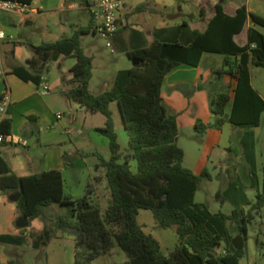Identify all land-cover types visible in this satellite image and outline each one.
<instances>
[{
	"label": "trees",
	"instance_id": "obj_1",
	"mask_svg": "<svg viewBox=\"0 0 264 264\" xmlns=\"http://www.w3.org/2000/svg\"><path fill=\"white\" fill-rule=\"evenodd\" d=\"M16 1L33 4V0ZM223 2L220 0L215 5V14L204 31L188 33L191 37L188 45L180 40L156 39L148 47L129 52V58L140 64L120 71L113 87L98 95L91 93L89 88L93 58L85 54L81 44L82 34L97 32L92 16L90 24L79 28L73 36L32 46L35 55L28 60L27 66L11 65L6 71V75L12 74L40 86L50 62L74 57L76 63L70 69L73 87L66 92L67 98L87 111L106 117L105 125L97 129L109 139L112 153L110 160L100 157L99 163V167L106 169L111 192L104 212L94 205L90 187L82 198L74 200L65 194L61 171L21 177L0 153V191L8 197L19 194L17 209L30 224L45 216L54 205L72 208L70 214L59 216L58 221L63 234L75 237L76 264L83 262L80 253L84 247L88 249L84 260L90 262L109 252L115 240L128 256L124 264H241L245 249L234 247L228 223L236 222L240 235L246 237L255 214H263L264 195L258 194L247 213L243 209H235L231 214L213 213L206 204L197 203L199 186L210 175L207 169L196 175L184 166L185 152L177 142L178 121L168 114L162 97L165 79L174 68L184 64L199 67L205 53L221 54L224 61L222 69L218 70L219 78L229 75L236 79V86L212 100V112L216 117L213 126L222 128L226 122L236 127L260 126L264 98L252 85L250 66L264 68V34L250 28L245 45H240L235 37L244 31L249 20L264 28V17L250 12L246 5L230 15ZM85 4L90 7L89 0H85ZM147 7L145 4L139 9ZM182 26L189 25L183 23ZM3 99L4 94H1L0 104ZM113 102L118 104L129 135L130 147L126 155L122 153L115 130ZM12 128L13 119L5 117L0 124V134L5 140L12 134ZM206 128L201 122L196 126L202 133ZM132 160L137 162L136 172L132 170ZM255 184L253 178L252 187ZM141 210L152 211L161 228L175 229L179 244L168 256L163 253L159 241L140 225ZM54 233L55 229L45 223L39 235L31 233L35 237L33 246L48 245ZM0 243L22 245L23 239L0 234ZM223 244L224 253L218 254L216 250ZM256 244L264 250V240L260 237Z\"/></svg>",
	"mask_w": 264,
	"mask_h": 264
},
{
	"label": "rangeland",
	"instance_id": "obj_2",
	"mask_svg": "<svg viewBox=\"0 0 264 264\" xmlns=\"http://www.w3.org/2000/svg\"><path fill=\"white\" fill-rule=\"evenodd\" d=\"M156 1V0H154ZM164 1L165 5H151V11H155L161 20L167 21L171 26V31L182 33H190L192 31H202L197 28L183 27L184 21L191 23L194 18L200 20L202 17H212L215 14V5L220 0H158ZM35 6L40 9V13L24 16L20 14L3 13L0 16V28L13 35L14 40L10 42V48L15 44L24 46L16 58V62L20 63L28 54H32V46H39L44 43L56 42L64 35L65 30L68 35H73L78 28L87 27L90 24V11L85 8V0H34ZM70 4H75L77 9L71 10ZM201 4L206 8L204 14H201ZM224 8L226 11L236 6L246 5L255 14L264 17V0H224ZM66 25V28H64ZM205 21H201L198 27L203 28ZM256 30L264 34V28L257 26ZM132 28H128L126 33H131ZM66 34V35H67ZM154 34H156L154 32ZM127 35V34H126ZM107 42L112 44L111 48H107L108 57H126L122 52L118 51L117 45L125 46V41H118L115 36L107 37L100 35ZM128 36V35H127ZM242 39H239V43ZM114 50V54H111ZM224 56L216 53H205L202 64L200 66V74L195 83L198 88L194 95L186 97L183 92L166 86L162 91L165 107L168 114L175 116L178 121L179 136L178 145L185 152L184 166L192 170L196 175H200L205 169L208 170L210 177L204 178L199 186L196 195V202L206 204L213 213L223 212L231 214L235 209H243L246 213L251 209V204L257 201L258 194L264 195V113L262 115L259 127H232L219 130L214 125L215 119L212 112V100L220 93L234 88V81L229 75L219 78L218 70L222 69ZM134 63V59H133ZM9 65L7 64V69ZM5 68V67H4ZM65 65L60 67L58 63H50L48 71L43 74L44 78L51 82L62 78V71L67 72ZM253 85L264 96V68L254 65L250 66ZM12 74L6 77L11 78ZM64 87L55 89L53 96L58 99L55 103H68L63 100L62 91ZM98 89H94V92ZM40 92L44 93L43 87ZM52 97V96H51ZM48 99V96H44ZM75 103V102H72ZM78 107V106H77ZM79 109L78 120L75 124L70 123L71 109L68 106L54 109V115L63 114L61 124L67 129L63 134L66 142V151H80L86 155V165L76 171L78 181L72 176L67 178L66 190L74 194L75 200L82 198L88 189V185L95 180L91 179L90 171L94 170V164L100 163V157L110 160L111 150L109 145H105L102 141L108 138L98 132L99 126H104L106 117L101 113L88 112L85 114ZM111 110L115 112L116 125L115 130L119 136L122 153L126 155L129 151V135L125 129L122 116L119 111L118 104L113 102ZM230 107L228 106L227 112ZM85 115V116H84ZM204 123L208 134L197 131L198 123ZM74 131L82 129V136L66 133V130ZM98 143V149H91ZM93 150V151H92ZM127 150V151H126ZM106 169L101 168L98 172L99 176L104 175L106 179ZM253 178L255 187H252ZM101 195L106 196L105 190H101ZM234 197V198H232ZM106 201L104 200L103 205ZM56 214L59 212L70 214L72 208L70 206L55 205ZM51 211L48 212V215ZM11 211L0 205V233L12 234L22 237L24 244L15 245L9 243H0V260L7 259L5 264L12 261L15 264H76V243L73 235H62L59 221L56 216L50 218H42L41 225L48 224L55 229L54 237L48 245L34 247L35 237L31 233L40 234L31 224L28 228H24L22 232L16 225L10 224ZM47 215V216H48ZM46 216V217H47ZM139 223L144 225L146 233H151L155 238L162 242V251L165 255H169L179 243V238L173 228H161L150 210H141L138 217ZM231 234L234 239L241 236L236 222L228 223ZM14 231H11L12 229ZM262 231V232H261ZM27 233V234H26ZM260 237L264 240V210L263 214H255V219L249 226V233L246 236L245 257L241 260V264H261L259 256V248H257L256 239ZM88 251L84 247L81 251L82 264H123L128 260L126 252L119 246L115 240L113 248L97 258L94 261L87 262L84 256ZM216 252L224 253V244L217 248ZM259 259V260H258Z\"/></svg>",
	"mask_w": 264,
	"mask_h": 264
},
{
	"label": "crops",
	"instance_id": "obj_3",
	"mask_svg": "<svg viewBox=\"0 0 264 264\" xmlns=\"http://www.w3.org/2000/svg\"><path fill=\"white\" fill-rule=\"evenodd\" d=\"M95 0H89V6H92ZM217 0H215L216 2ZM148 5L145 9H139L142 5ZM165 5L164 1L158 2V0H125L124 5L119 13V23L120 30L115 35L118 38V41H125V46L117 45L118 51L122 52L126 57L124 59L122 57H108V53L106 52L107 48H111L112 44L109 46L105 45L104 42H101L104 38L100 35L102 33L91 31L89 33H85L81 35V44L85 51V54L93 58V76L90 81V91L91 93L98 95L107 90H110L115 82L116 76L120 71L128 70L133 68L135 63H133V59L129 58L128 53L136 51L138 49H142L150 46L154 40L161 41H169L174 42L176 40H180L183 44L188 45L191 41L190 35L188 33H182L178 31H171L170 24L161 20L155 11L150 10L151 5ZM85 8H88L91 14L90 7L84 5ZM152 7V6H151ZM241 6H236L229 11H225L234 15L238 8ZM32 8L40 13V9L35 6V2L33 0ZM69 8L71 10H76L77 7L75 4H70ZM206 8L203 4H201V10ZM248 10L254 13L251 9ZM34 13V14H36ZM92 16V14H91ZM213 17V16H212ZM212 17H202L200 20L194 18L191 23L184 21L183 23H188L190 28H197L204 31L207 27L209 20ZM91 18V17H90ZM91 20V19H90ZM201 21H205V25L203 28L198 27V24ZM182 23V24H183ZM132 28L131 33H126L128 28ZM257 25H254L251 20L248 21L245 26L244 31L235 37V40L239 43V39H242L240 45H245L248 40V31L250 28L256 29ZM66 28V25L65 27ZM81 28V27H80ZM94 28V27H93ZM79 29V28H78ZM77 29V30H78ZM95 29V28H94ZM63 35L66 37H71L73 35H68L65 30H63ZM154 32L156 34H154ZM67 34V35H66ZM128 36H127V35ZM105 36V35H103ZM10 40L5 41L2 45L3 49V61L5 70L8 71L11 65H25L27 66V62L29 59L34 57V50L32 48V54H28L22 60V62L17 63L16 58L19 57V54L24 46L20 44H15L13 48H10ZM114 50H111V54H114ZM205 55V54H204ZM204 58V56H203ZM203 61V59H202ZM58 63L60 67L65 65V69L67 72L62 71V78L51 82L49 79L44 78L40 86L35 85L32 82H24L19 79L15 75H11V78L6 77L5 82L6 85L10 89V108L5 117H10L13 119V128L12 134L6 138V140L0 143V153L5 158V160L9 163L13 171L21 177L30 176L33 174H39L45 171L51 170H59L63 174L64 178V189L65 194L75 200V196L73 193H67L66 185L67 178H77L76 171L84 168L86 165V155L83 154L79 148H76V151H71V153H67L66 151V142L64 138V132L62 129H67L62 126L61 121L63 119V114L54 115V109H56L59 105L60 107L68 106L71 109L70 114V123L75 124L78 120L79 109L81 108L82 112L88 114L85 108L81 107L77 103H72L67 96L66 92H68L73 87V79L70 69L76 63V58H60L57 61H53L50 63ZM49 63V64H50ZM7 64L9 65L7 69ZM48 64V65H49ZM202 64V62H201ZM200 64V66H201ZM48 65L44 71H48ZM200 66L193 67L188 64L180 65L173 69V71L166 77L165 83L163 86V90L166 86L180 90L184 93L186 97L194 95L197 92L195 87V83L200 74ZM251 72V68H250ZM43 73V74H44ZM252 79V74H251ZM234 81V87L236 86V79L232 78ZM253 85V80H252ZM47 86L49 88V93H41L40 88ZM60 87H64L62 91V98L66 100L68 103H55L58 102L53 96V91L55 89H59ZM255 88V86L253 85ZM94 89H98L94 92ZM258 92L259 90L255 88ZM162 90V91H163ZM259 94L264 98V96L259 92ZM44 96H48V99H45ZM52 96V97H51ZM78 106V107H77ZM120 111V110H119ZM113 112V118L116 125L115 112ZM121 114V113H119ZM58 115L61 117L58 118ZM85 116V115H84ZM121 116V115H120ZM4 117V118H5ZM32 117V118H31ZM216 118L215 115L213 117ZM230 126L236 127L233 124L226 122L222 128L219 130H224V128H229ZM102 127V126H99ZM82 129H78L76 131L71 128L66 130V133L71 135V133L80 137L83 134ZM208 134V130L205 132ZM105 145H109V139L107 141H102ZM95 146H90L91 149H98V143L95 141ZM93 151V150H92ZM127 151V150H126ZM129 151V149H128ZM185 160V159H184ZM132 170L134 172L137 171V162L132 160L130 162ZM103 167H99V163L94 164V170L96 172L90 171V178L95 180L90 183L88 187L93 190V203L96 207H98L102 212L106 210L111 200V192L108 187V182H106L104 175L101 174L99 176L98 172ZM106 174V172H105ZM78 181V179H76ZM105 190L106 196L101 195V190ZM234 198V197H232ZM104 200L106 201L105 205H103ZM0 205L8 208L12 215L10 218V224L14 225L19 217H21L16 202L10 200V197L4 195L0 191ZM55 205L46 212V215L33 221L31 223L32 227L35 228L37 232L42 231L43 227L41 225V219L50 218L51 216H56V221H58L59 216L68 215L62 212L56 214L57 209H54ZM51 211V214L48 215V212ZM48 215V216H47ZM47 216V217H46ZM140 216V213H139ZM139 221V220H138ZM143 229L144 225L140 224ZM1 229V227H0ZM12 229V228H11ZM21 229V228H19ZM11 231H14L13 229ZM21 229L20 232H22ZM145 231V230H144ZM16 233V231H14ZM14 232L11 235H14ZM1 234V233H0ZM27 234V233H26ZM151 234V233H148ZM66 235H60V238H64ZM152 235V234H151ZM157 239V238H156ZM158 240V239H157ZM26 241V240H25ZM23 241V244L24 242ZM161 244L162 242L158 240ZM76 243V241H75ZM22 244V245H23ZM179 244V243H178ZM246 247V241L244 245V249ZM176 248V247H175ZM259 248V247H257ZM260 249V248H259ZM259 258L261 264H264V250H259ZM172 251L169 252V254ZM168 256V255H167ZM245 257V256H244ZM7 261L6 258L0 260V264H5ZM127 262V260L125 261ZM124 262V263H125ZM123 263V264H124Z\"/></svg>",
	"mask_w": 264,
	"mask_h": 264
},
{
	"label": "built area",
	"instance_id": "obj_4",
	"mask_svg": "<svg viewBox=\"0 0 264 264\" xmlns=\"http://www.w3.org/2000/svg\"><path fill=\"white\" fill-rule=\"evenodd\" d=\"M125 0H95L90 6L91 14L94 19V28L97 32L102 33L107 37L115 36L120 30L119 13L124 5ZM37 11L32 8V5L21 3L16 0H0V16L3 13L20 14L31 16ZM14 40L13 35L0 28V82L3 83L4 99L0 104V124L7 115L10 106V89L6 85V70L3 61L2 45L5 41ZM110 46V42L108 43ZM44 93H49V88L44 86ZM61 116L58 115V118ZM5 141V137L0 134V143Z\"/></svg>",
	"mask_w": 264,
	"mask_h": 264
},
{
	"label": "water",
	"instance_id": "obj_5",
	"mask_svg": "<svg viewBox=\"0 0 264 264\" xmlns=\"http://www.w3.org/2000/svg\"><path fill=\"white\" fill-rule=\"evenodd\" d=\"M134 63H135V65L140 64V62L136 59H134ZM3 88H4V85L2 82H0V95L3 94ZM19 198H20L19 194H15V195L10 196V200L13 202H17L19 200ZM16 225L18 228H21V229L28 228L30 226V221L28 218L21 216L17 219ZM245 241H247L246 237L239 236V237L233 239V245L236 249L241 250L244 248Z\"/></svg>",
	"mask_w": 264,
	"mask_h": 264
}]
</instances>
